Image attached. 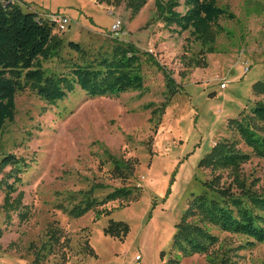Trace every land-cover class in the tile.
I'll use <instances>...</instances> for the list:
<instances>
[{"label": "rangeland", "instance_id": "rangeland-1", "mask_svg": "<svg viewBox=\"0 0 264 264\" xmlns=\"http://www.w3.org/2000/svg\"><path fill=\"white\" fill-rule=\"evenodd\" d=\"M22 2L25 13L70 19L66 32H56L65 45L61 59L43 63L48 72L62 73L69 62L91 60L111 53L117 43H131L147 55L142 63L145 92L91 98L77 89L55 106L31 90L17 95L15 120L0 134V161L13 154L31 163L19 186L30 218L24 223L18 213L8 218L0 191V264H33L31 247H40L51 228L60 230L61 246L47 264H264V245L249 246L246 237L216 229L219 243L210 254L215 263L174 249L177 226L190 202L205 194L215 177H222L215 181L217 188L264 194V161L253 157L238 173L215 174L205 163L225 141H236L251 153L233 122L264 102L255 92L256 84L264 82V0H218L235 18L221 20L225 33L218 37L217 53L204 57V67H196L201 46L189 33L177 34L154 20L155 0L133 20L123 0H112L110 6L96 0ZM116 21L121 22L118 30L113 29ZM69 42L81 45L87 56L72 52ZM148 56L157 63L148 62ZM168 76L177 87L172 96ZM157 108L163 113L154 114ZM105 150L133 162V178L126 183L115 179ZM98 184L107 187L95 193L98 198L123 187L135 196L81 219L56 209L66 194ZM112 222L128 226L126 237L105 233Z\"/></svg>", "mask_w": 264, "mask_h": 264}, {"label": "trees", "instance_id": "trees-1", "mask_svg": "<svg viewBox=\"0 0 264 264\" xmlns=\"http://www.w3.org/2000/svg\"><path fill=\"white\" fill-rule=\"evenodd\" d=\"M135 19L150 0H123ZM155 0L154 20L167 29H175L177 34L189 33L192 40L201 46V58L196 67H204L207 55L217 53V40L225 33L221 20H233L235 16L218 5V0ZM100 5H112V0H96ZM183 7L184 11L179 9ZM50 16V15H49ZM57 27L48 16L36 12L25 13L16 0L0 1V134L8 123L16 117V97L27 90L49 105L64 101L77 89L91 98L119 97L131 92L144 93L145 79L142 63L146 54L131 43H117L112 52L94 59L69 62L66 70L54 74L48 72L43 63L61 59L65 47L56 36ZM61 33V32H59ZM68 48L83 57L87 56L81 45L69 42ZM148 62L156 64L151 56ZM169 94L177 92L175 81L168 76ZM259 97H264V82L255 86ZM165 107V106H164ZM153 105L146 109H152ZM157 108L154 114L163 113ZM233 129L243 145L251 151L243 152L236 141H225L215 146L205 163L214 174L219 172L238 173L252 158L264 161V102L255 104L251 112L240 120H234ZM107 162L112 165L115 179L128 182L134 176V163L124 161L105 150ZM31 163L13 154L4 155L0 161V191L5 194L2 209L8 218L18 213L20 222L29 220L30 212L23 205L24 194L19 192L22 175ZM206 184L208 191L196 196L177 226L174 249L185 257L195 255L211 259V251L219 243L213 229L223 233L244 236L255 244L264 245V194H253L245 188L220 189L215 181ZM107 189L101 184L90 190L68 193L57 204L56 209L74 219H81L91 212L99 211L110 202L135 196L131 188H119L98 198L95 193ZM233 189V188H232ZM62 197V194H59ZM129 232L126 224L112 222L105 233L123 239ZM1 238V233H0ZM61 246V232L49 229L46 240L40 247H31L36 256L33 264H47ZM248 246V247H249Z\"/></svg>", "mask_w": 264, "mask_h": 264}, {"label": "built area", "instance_id": "built-area-1", "mask_svg": "<svg viewBox=\"0 0 264 264\" xmlns=\"http://www.w3.org/2000/svg\"><path fill=\"white\" fill-rule=\"evenodd\" d=\"M50 21L57 27L58 31L64 33L67 31L70 25V19L62 14L50 15L48 16ZM121 27V22L116 21L113 25L114 30H118ZM248 71V70H247ZM222 89H225V84H222ZM140 260V257L137 258V261Z\"/></svg>", "mask_w": 264, "mask_h": 264}, {"label": "crops", "instance_id": "crops-1", "mask_svg": "<svg viewBox=\"0 0 264 264\" xmlns=\"http://www.w3.org/2000/svg\"><path fill=\"white\" fill-rule=\"evenodd\" d=\"M18 4H20L21 6H23L25 3L22 2V0H16ZM69 29V28H68ZM226 89V88H225Z\"/></svg>", "mask_w": 264, "mask_h": 264}]
</instances>
